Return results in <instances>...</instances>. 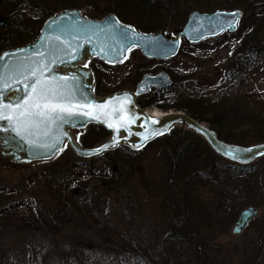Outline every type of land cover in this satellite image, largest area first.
<instances>
[{"label": "trees", "instance_id": "obj_1", "mask_svg": "<svg viewBox=\"0 0 264 264\" xmlns=\"http://www.w3.org/2000/svg\"><path fill=\"white\" fill-rule=\"evenodd\" d=\"M84 8L92 10L90 19L100 20L101 17L114 14L122 23L147 34L165 30L169 21L174 25L185 24L194 11L214 13L240 10L242 16L237 31L232 34L225 33L221 38L225 41H235L238 46L224 68L223 80L219 82L212 81L213 77L210 75L204 77L212 81L207 85L196 79L197 71L180 70L176 64L181 55L168 61L147 59L146 63L134 66L133 49L123 64L109 65L100 59L92 58L89 67L95 80L96 95L105 97L116 92L130 91L131 88L128 87L136 86L143 76L157 72L160 67L157 64H167L160 68L169 73L173 80L172 92L176 94L168 97L162 94L165 91L157 90L154 92L157 97L146 101L145 97L139 98L141 108L148 109L155 105L165 112L182 111L198 121L208 123L219 139L227 144L252 146L264 143V89H254L255 81L264 85V80L259 82L258 78H255V74H258V64L264 65V0H0V56L7 50L34 42L46 21L58 12ZM252 43H257L258 49L255 52L249 47ZM188 44L190 43L183 39L180 52H183ZM152 63L154 67H151ZM113 68L125 71L112 77L110 71ZM182 90L192 92L182 93ZM84 136L81 146L93 148L105 143L111 133L94 125ZM92 136H97V139L92 140ZM158 145L156 151L162 157L163 164L156 171L158 175L152 176L153 180L145 182L143 179L142 183L147 188H154L157 186V176L160 177V187L171 206L168 208L177 212L175 217L185 215L184 221L179 222L176 230L169 232V238L165 239L164 248L167 252L164 260L167 264H176L172 259L177 260L173 254L177 241L200 244L203 248L201 227L205 226L216 234L227 233L238 218V208L241 205H255L253 195L257 190L264 196V173L259 175L255 165H241L223 159L199 134L187 131L181 136L179 129H172L142 150L136 151L122 146L96 156L100 161L107 163V167L102 169H89L92 168L93 161H66L65 167H68L67 170H73V178L76 177L71 179L75 184L71 190L63 189V185L67 183L65 177L54 180L53 176L59 175V172L44 173L45 180L49 182L46 193L55 205L50 203V207V200L41 202V205L40 201H31L32 217H35L40 225L52 226L55 233L58 231V224L65 225L66 222L67 225L78 228V232L83 233L87 240H99V247L120 237L125 245L128 244L132 248L128 251L129 254L133 255L137 251L140 255L146 251V246L140 244L143 238L137 242L138 240L131 236V231L122 230L120 225L134 223L141 212L138 201L136 202L131 194L133 187L131 190L119 186V183L123 182L120 174H134L133 171L129 174V171L136 166L135 163L146 154L148 148ZM64 150H67V147ZM122 158L126 167L118 164ZM222 161L228 163L222 166ZM215 183H221L222 186L213 191L214 198L209 202L202 201L196 190L203 184ZM110 193H114L113 202L117 204L112 208L114 215L105 214L106 201H111ZM261 245L264 247V227L252 242L257 255L264 251L259 250ZM79 246H82L79 247L81 250H89L83 247V242L79 243ZM157 248L161 249L158 246ZM199 255L197 250L200 261L204 264H214L212 256L206 253L202 257ZM76 256L78 257L77 254Z\"/></svg>", "mask_w": 264, "mask_h": 264}, {"label": "rangeland", "instance_id": "obj_2", "mask_svg": "<svg viewBox=\"0 0 264 264\" xmlns=\"http://www.w3.org/2000/svg\"><path fill=\"white\" fill-rule=\"evenodd\" d=\"M82 10L85 11V16L90 19V13L92 10L90 8H84ZM232 11L240 10L234 9ZM103 18L101 17V19ZM239 23L238 27L240 25ZM185 24L174 25L169 21L168 27L158 33H163L174 39L179 36ZM225 33L232 34L234 32L226 31L221 35L206 38L202 42L196 44L190 43L183 37L182 43L183 39H186L190 44L184 47L183 52L178 53V55L181 56L180 60L176 59L179 61L176 66H179L180 70L189 69L197 71L196 79H199V82L206 83L207 85L211 84L212 81L218 80L219 82L223 80V73L225 72L224 68L229 61L230 56L233 55L235 48L238 46V43L235 41L222 40L221 38ZM262 36L264 38V32L262 33ZM253 45L255 46L256 51L258 49L257 43L249 45V47L251 46L250 49ZM133 50L135 51V54L132 55V63L134 66H140L141 64L146 63L147 59H151L144 56L140 49L134 48ZM91 59L92 57H89L86 61H82L81 58L79 63L72 66L66 65L60 67L58 71L62 73L77 72L82 74L85 78H93L89 67ZM168 60L169 59H167V61ZM158 65L160 67L167 66V64L164 63L157 64V66ZM151 67H154V63H152ZM160 67L157 72L150 74H157L164 71ZM263 69L264 65L259 63L258 74H255V78H258L257 80L259 82L264 80ZM135 70L136 68L134 69V72ZM123 71L125 70L121 68H113L110 71V76H118ZM210 75L213 77L212 81L204 78L209 77ZM92 80L94 81V79ZM136 86H129L128 88H131L130 91L135 92ZM172 87L173 85L167 89H152L150 93L143 96L145 97L144 101L157 97V93H154L157 90L165 91L162 94H165L168 97L170 95L173 96L176 93L172 92L174 89ZM258 87L264 89V85H260L255 81L254 89ZM180 92L189 93L192 91L182 90ZM21 93V88L13 89L7 93V98L11 97L13 101H16L21 97ZM148 110L152 112L159 111L163 115L175 112H165L155 105L148 108ZM202 123L210 127L208 123ZM90 129L91 127L89 126H80L76 129H70V131L77 139L76 142L81 146V142L85 137L84 134ZM173 129H179L181 136L187 131H191L187 128H183L180 124L175 125ZM110 138L107 141H109ZM91 139H97V136H92ZM0 141L7 143L10 148L24 151L23 144L14 137L3 135L0 136ZM103 144L104 142L93 148H97ZM66 147L67 150H62L56 157L48 160L24 159L17 162L4 157L0 148V212H4H2V214L0 213V264H167V261L164 260L165 252H167L164 248V246H166L165 239L169 238L167 237L169 232L176 230L179 222L184 221L185 215L182 217H175L178 215L177 212L168 208L171 206L164 195L162 187H160L162 184V181L160 182V177L157 176L156 178L158 179L157 186H155L156 188H147L142 183L143 179L145 182L153 180L152 176L158 175L156 174V171L157 169H160L163 164L162 157L160 154L158 155L156 151L159 145L156 147L151 146L146 150V154L140 159L141 161L138 160V163H135L136 166L129 171V174H131L132 171L134 174H120V177H122L121 182H123L119 183V186H124V188L128 189L131 188V190L133 187L131 194L135 197L133 199L136 200V202L138 201L141 211L134 223L129 222L127 225L121 223L120 225L122 230L127 232L131 231V236L134 240H138L137 242H139L140 238H143V242H140V244L142 243V246H146V251H143L140 255L137 251H135L133 255L129 254L128 251L132 248L128 244L125 245V242L122 241L120 237L115 238L114 241L105 242L102 247H99V240H95L94 238H90L92 240H87V237L84 236L83 233L78 232V228L71 227L67 225L66 222L65 225L62 223L58 224V231L55 233L51 228L52 226L46 224L40 225V223L35 220V217H32L31 201H33V203H38L40 201L41 205V202L43 203L50 200V196L46 193L49 182L45 180L44 173L53 171L59 172V175L53 176L54 180L59 178L64 179L65 177L67 183L63 185V189L71 190L75 185L71 181L74 177L72 175L73 170H67L68 167H65L67 164L66 161H93L92 168L89 169H102L107 167V163L100 161L96 156L83 158L76 155L68 145ZM168 148L169 152H171L172 150L170 146ZM222 158L225 159L224 157ZM227 163L228 162L222 161V166H225ZM118 164L119 166L126 167L123 158L122 160L119 159ZM130 165L131 164H127V166ZM251 165H255V169L258 168L259 175L262 176L264 173V156ZM73 179H76V177ZM98 184H100V182ZM221 186V183H215L213 185L203 184L196 191L201 195L202 201L209 202L214 198L213 191L219 190ZM39 189L41 190L39 191ZM109 197L111 201H106L105 208L107 210L105 211V214L110 213L114 215L115 213L112 212V208L114 205H117L113 202L115 201L114 193H110ZM253 201L255 202V205H241L238 208L239 213L248 207H254L259 210V216L255 218L249 227H247L240 235L233 233V228L238 218L227 233L216 234L210 232L205 226H203L200 228L203 248L200 244L194 245L187 241L176 242L175 240L174 242H176V246L174 247L173 254L177 257L178 261L172 259V262L176 264H204V262L198 259V250L201 257L205 256V253L212 256L214 259L212 263L214 264H264L263 245H261L262 247H259V250L263 251L259 255L255 253L254 247L252 246V242L264 227L263 194L258 192V190L255 191ZM50 203L53 206L55 205V202H52V200L49 201V205ZM52 205H50V207ZM81 242H83V247L89 250H81L79 248L82 247L79 246V243ZM157 246L161 249L158 250ZM118 249L121 251H118ZM122 257L125 258L123 259Z\"/></svg>", "mask_w": 264, "mask_h": 264}, {"label": "water", "instance_id": "obj_3", "mask_svg": "<svg viewBox=\"0 0 264 264\" xmlns=\"http://www.w3.org/2000/svg\"><path fill=\"white\" fill-rule=\"evenodd\" d=\"M241 16L240 11H194L179 36L172 39L163 33H140L135 27L122 23L114 14L95 20L88 19L84 10L66 9L58 12L46 21L34 42L1 55L0 111L15 116L21 111L20 108H16L14 113L12 108L3 106L11 104L15 108L17 104H24L26 99L28 104L25 107L31 105L35 100V94H32V99H28L32 81L42 76L44 81L49 82L47 87L54 88L57 95L65 94L61 103L74 105L72 113H63L64 120H57L55 124L39 116L32 117L34 124L20 125L23 138L13 130L11 125L14 121L0 120V136L14 137L24 146V151H19L0 141L2 155L15 162L24 159L48 160L56 157L66 144L83 158L95 157L122 146L137 151L167 134L175 125L183 124L188 130L202 136L214 152L225 159L241 165L254 163L264 156V143L247 147L227 144L209 126L184 112H170L164 117H156L148 109L139 106L138 97L147 95L152 89H167L173 85L166 71L146 74L137 84L135 92L121 91L105 97L96 95L94 77L85 78L77 72L58 71L60 67L79 63L85 51L89 57L110 65L124 62L134 48L140 49L148 58L167 60L178 55L183 37L196 44L226 31L235 32ZM252 50L255 51L254 45ZM33 69H39L36 76L30 75ZM15 88H21L22 93L13 102L6 98V94ZM108 101L112 103L104 109L86 106L103 105ZM89 112L91 115L81 114ZM94 116L99 119H94ZM109 124L113 126L109 127ZM94 125L110 132L111 138L97 148H83L76 142L70 129ZM258 216L259 210L254 207L243 209L233 233L240 235Z\"/></svg>", "mask_w": 264, "mask_h": 264}, {"label": "snow or ice", "instance_id": "obj_4", "mask_svg": "<svg viewBox=\"0 0 264 264\" xmlns=\"http://www.w3.org/2000/svg\"><path fill=\"white\" fill-rule=\"evenodd\" d=\"M37 71L39 69H33L31 72V76H36ZM25 79H28V77H25ZM48 81H44L42 79V76L40 78L35 79L32 81L31 89H30V95L28 99H32V94H35V100L34 102L25 107V105L28 104V100L26 99L24 101V104H17L15 108L11 104L4 105L3 107L12 108L13 112L15 113L16 108H20L21 111L19 113H16V115H5L2 111H0V120H8L10 122L14 123L11 125L13 130L16 132L17 135H20L21 138H23V134L21 132V124L24 125H32L35 123L34 120L31 118L34 116H39L43 120L48 121L50 124H55L57 120H64L63 113H72V107L69 105H65L60 102V100L65 96L64 93H60L57 95V92L54 88L47 87ZM2 94V93H0ZM112 101H108L106 104L103 105H86L89 108L93 107H99L100 109H104L108 107V104H111ZM34 109L35 111H32ZM115 110V109H114ZM82 115H91V112L89 113H81ZM94 119H99L98 116H94ZM155 122V121H154ZM109 127H112V124L108 125ZM119 131V129H117ZM162 134V133H157ZM147 139V137H145ZM62 150V149H61ZM99 151V150H98ZM231 155V153H228ZM235 158V157H233Z\"/></svg>", "mask_w": 264, "mask_h": 264}, {"label": "bare ground", "instance_id": "obj_5", "mask_svg": "<svg viewBox=\"0 0 264 264\" xmlns=\"http://www.w3.org/2000/svg\"><path fill=\"white\" fill-rule=\"evenodd\" d=\"M89 58V54H88V52L87 51H85L84 53H83V55H82V61H86L87 59ZM143 96H145V95H142V96H140V97H138V99H137V101L139 100V98H141V97H143ZM139 104V103H138ZM140 106V105H139ZM141 107V106H140ZM144 109V108H143ZM154 116H158V117H164L165 115H163V114H161L159 111H154V112H152V111H150ZM183 128H185L186 126L185 125H183V124H180ZM74 136V135H73ZM74 138H75V136H74ZM75 140L77 141V139L75 138ZM66 146H67V144H66Z\"/></svg>", "mask_w": 264, "mask_h": 264}]
</instances>
